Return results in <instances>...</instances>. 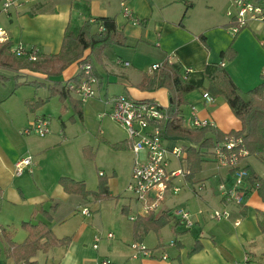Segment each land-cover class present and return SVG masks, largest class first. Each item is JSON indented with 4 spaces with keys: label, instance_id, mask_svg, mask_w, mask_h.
Here are the masks:
<instances>
[{
    "label": "crops",
    "instance_id": "obj_1",
    "mask_svg": "<svg viewBox=\"0 0 264 264\" xmlns=\"http://www.w3.org/2000/svg\"><path fill=\"white\" fill-rule=\"evenodd\" d=\"M223 1L226 2L224 5ZM229 1L130 0L129 6L139 23L128 22L122 16L121 0H34L7 12L0 10V26L12 45L23 44L38 48L40 56L37 63L41 65L15 58L21 67L17 71L0 69V75L7 71L13 76H19L18 83L36 81L45 84L44 88H35L33 96L24 99L23 103L26 100L44 101L49 95L46 86L54 81L68 84L69 80L80 74V60L86 58L97 78L96 95L90 100L99 103L103 109V113L99 115L101 119L109 110L111 98L118 95H126L135 100L154 101L164 108L171 106L172 95L167 88L143 83L145 77L153 75L150 66L163 64L165 61L179 64L181 73L186 67L197 72L208 63H220L242 96L247 98L246 92L259 84L264 85V22L252 21L241 31L234 32L231 27H226L231 21V17L227 15L230 11ZM101 17L115 20L117 30L125 37V46L111 45L100 54L91 53L87 49L80 60L65 67L58 75L49 74V71L58 68V63L47 66L42 64L46 62V56L60 52L68 24L78 28L88 18L92 22ZM92 30L96 31L97 27L94 26ZM200 35L204 37L203 42L199 39ZM227 49L230 50L231 57L222 60L220 55ZM24 62L29 63V66ZM125 62L128 66L124 65ZM207 85L208 83L204 82L202 89L189 93L186 103L178 106L179 116L184 122L183 127L192 129V119L198 118L209 120L212 123L211 128L224 135L241 131V122L233 115L227 103L221 97H210L206 92ZM21 87L31 86L20 85L16 89L13 87V91L4 95L0 101V264H15L12 244H21L26 240L27 232L21 229L20 224L27 221L32 224H46L58 240L68 238L65 244L37 251L32 259L37 264H96L104 259L109 260L111 264H264V201L255 187L256 184L248 181L236 188L245 192L243 204L236 205L223 196L220 186L232 189L235 185L234 173L216 164L212 149L204 157L205 162L201 164V170L193 179L187 181L184 177L176 180L175 183L180 188L178 193L167 197L160 212L153 213L159 215L167 211L169 214L168 223L157 232L150 230L135 236L134 220H130V217L147 216L139 215L137 203L135 214L130 212V204L121 206V218L125 217L130 221L128 226L124 225L121 218L109 224L117 233L116 237L110 231L100 237L99 232L102 233V229L107 230L106 228L99 229L98 226L84 222L69 233L64 231L67 217L58 218L60 205L47 203L44 198L41 200L45 203L42 202L40 207L35 204L25 208V198L20 188L22 182L15 180L25 172L19 177L14 176L15 159L9 161L7 158L8 138L2 130V120L8 119L11 122L16 116L15 113L10 114L13 107L9 101ZM69 95L72 100L79 102V117L83 120L84 103L73 93L69 92ZM46 103L34 112L29 111L30 121L45 116ZM68 105L73 109L70 101L61 103L63 113L68 112ZM73 119L74 117H71L72 121ZM61 127L62 142H66L68 139L64 122ZM209 136L212 139L215 137L210 133ZM122 141L125 142L124 147L117 151H129L133 154L127 137L121 141L108 142L115 144ZM165 145L168 149L197 147L188 138L180 136H167ZM57 146L58 143L52 140L43 143L39 149L44 155L41 160L46 163L47 150ZM185 156L184 153V158ZM184 158L175 160V167H171V160L170 167L185 169ZM32 163V171L34 167H40L39 163L33 160ZM7 165L9 168L12 166V169L5 175ZM241 165L255 177L264 180V153L261 156L248 155ZM35 173L42 175V168L36 169ZM99 173L105 175L100 171L98 176ZM80 176L64 173L56 175L58 188L54 193L64 200L71 199L74 194L65 193L58 181L61 177H68L85 183V179ZM14 188L19 192L21 199H17ZM109 194L110 198L114 196L110 189ZM50 201H53V198ZM123 207L126 208V214L122 213ZM176 209L189 212L193 221L191 228H185L182 221L172 215V211ZM3 210L16 212L19 217L10 220V217L3 215ZM39 211L48 213L51 219L40 215ZM214 211H227L228 217L212 219ZM80 216L86 217L81 214ZM23 218L28 219L23 221ZM108 233L113 235L111 239L106 237ZM95 236L100 237L97 248H93ZM134 242L146 246L148 253L136 254L130 248Z\"/></svg>",
    "mask_w": 264,
    "mask_h": 264
},
{
    "label": "trees",
    "instance_id": "obj_2",
    "mask_svg": "<svg viewBox=\"0 0 264 264\" xmlns=\"http://www.w3.org/2000/svg\"><path fill=\"white\" fill-rule=\"evenodd\" d=\"M256 3L264 5V0H254ZM88 15V14H87ZM89 17V16H88ZM88 18L78 28H73L68 24L64 31L60 52L55 55L46 56V62L43 65L58 63V68L52 69L48 73L58 75L65 67L82 58L85 50L89 49L91 53L100 54L106 47L111 45L125 46V37L122 32L117 30L115 20L113 18L101 17L90 22ZM101 25L103 31H93L94 26ZM231 20L226 27H233ZM200 41H204L202 35L199 36ZM12 43L9 39L0 43V69L17 71L21 66L15 58L10 54L9 49ZM231 52L229 49L222 52L220 58L230 59ZM81 63H87V59L80 60ZM40 65L37 62H31ZM41 66V65H40ZM179 64H171L165 61L161 69L153 72V75L145 77L143 83L150 84L159 88H167L172 95V105L167 108L169 119L162 121H152L163 134L168 137L180 136L186 137L191 143L197 145L182 147L186 154L185 163V179L191 181L196 173L201 170V164L205 162V156L209 154V150L213 148L215 142H222L226 135L219 133L210 126H204L199 129H188L183 127V119L179 116L178 106L186 103V96L203 88L204 82H207V94L212 98L221 97L229 106L233 115L241 122V131L230 132L235 136H241L243 145L248 155L261 156L264 153V85L259 84L253 89L246 92L247 98H244L230 75L222 67L220 63H208L201 71L192 72L187 77L181 73ZM81 75L69 80L77 83ZM264 77V74L262 75ZM19 76H15V89L20 85L31 86L34 88L45 87V84L36 81H24L18 83ZM0 80H6L0 75ZM49 95L44 101L26 100L25 105L30 112H34L41 105L46 103L50 98L57 97L61 103L70 101L75 113L81 116V108L79 102L72 100L67 89V84L61 81H54L51 85L46 86ZM149 101V100H143ZM210 134L215 137L212 139ZM125 142L111 144L115 150L124 147ZM86 148H83L85 153ZM248 172L246 181L251 184H257V191L264 201V180L255 177L253 173ZM63 191L67 194L79 195L83 199L92 196L95 200L110 198L107 178L99 176L97 190L89 191L83 181H75L68 177H61L58 181ZM48 220L51 219L48 213L43 212ZM122 213L126 214V208H122ZM169 220L167 211L159 215L153 213L145 217L138 216L134 220V234L140 236L141 233H147L150 230L157 232L163 228ZM21 229L27 232L26 240L21 244H12L15 264H37L33 261L36 252L57 244H65L67 239L58 240L54 237L52 231L44 223L32 224L30 221L22 222Z\"/></svg>",
    "mask_w": 264,
    "mask_h": 264
},
{
    "label": "rangeland",
    "instance_id": "obj_3",
    "mask_svg": "<svg viewBox=\"0 0 264 264\" xmlns=\"http://www.w3.org/2000/svg\"><path fill=\"white\" fill-rule=\"evenodd\" d=\"M225 3L223 1L222 4L224 5ZM229 3L231 10V0ZM24 64L29 66V63L24 62ZM1 75L6 80H0V101L4 95H8L13 91V87L15 89V75L13 76L7 71L2 72ZM34 91V87H21L17 89L9 101L13 107L10 110V114L15 113L16 116L12 118L13 121L11 122L8 119L2 120V130L8 138L6 147V151L8 150L9 153L6 154L8 160L15 159L16 162L21 158L31 156L32 160L40 165V167H34L32 173L26 171L22 177L15 179L20 183L22 182L20 188L25 198V208L32 207L35 204H37V207H40L43 202L41 199L44 198L47 203L51 202V204L57 203L60 205L61 210L58 218L67 217L63 226L64 231L69 233L78 227L80 223L84 222L98 226L99 229L106 228L107 230L102 229V233L99 232L100 237H103L108 231L114 233L116 237L117 233L111 229L110 226L112 225L109 224L121 218V206L125 203L130 204L129 208L132 214H135L138 208L132 192L128 189L131 183L130 174L133 154L129 151H117L111 147L110 143L125 139L127 137L126 131L120 124L107 117L106 113L105 117L101 119L99 115L103 113V109H101L99 103H95L93 100L88 99L85 102H81L84 103L85 111L84 119L82 120L69 107L70 105H68V112L63 113L60 108L61 102L57 97H52L46 103V107H44L45 117L50 121L49 134L44 137L35 134H31L30 136L24 135L22 131L32 121H30L31 113L23 101L33 96ZM40 94L42 93L40 92ZM71 117H74L73 121ZM62 122L65 123L67 129L68 140L66 142H62L61 138V131H63V127H61ZM48 140L58 143V146L47 150L46 156L48 158L45 163L41 160L44 155H42V152H39V149ZM178 143L180 144L181 141H178ZM84 146L86 148L85 153L82 152ZM175 166L176 161L172 159L171 167ZM41 168L43 174H36V169ZM11 169L12 166L9 168L7 165L4 171L5 175H8V170L10 171ZM113 169H115V172H113ZM100 171L105 174L104 176L108 181V189L114 195L111 198L101 199L98 202L92 196L85 200L80 196L73 195L70 197L71 199L64 200L54 193L56 188H58L55 176L58 174L63 175V173L81 175L80 177L85 179L86 188L89 191L95 192L99 181L98 172ZM14 191L17 194V199H19V192L15 188ZM51 198H53V201H50ZM83 207H87L90 217L82 218L80 216V211ZM3 211V215L6 218L10 217V220H16V217H19L16 212ZM39 214L43 216L41 211H39ZM27 219L23 218V221ZM122 222L125 226H128L130 221L124 217Z\"/></svg>",
    "mask_w": 264,
    "mask_h": 264
},
{
    "label": "built area",
    "instance_id": "obj_4",
    "mask_svg": "<svg viewBox=\"0 0 264 264\" xmlns=\"http://www.w3.org/2000/svg\"><path fill=\"white\" fill-rule=\"evenodd\" d=\"M34 0H0V10H8L31 3ZM130 0H121V14L132 23H139L129 6ZM231 10L227 13L231 17L234 25L231 27L234 32H239L247 27L249 22H264V5L256 3L254 0H231ZM98 31H103L101 25L97 26ZM6 32L0 27V43L7 40ZM10 54L16 59H24L29 62H37L40 56L38 48L27 47L23 44L11 45ZM128 66V63H124ZM162 63L150 66V72L161 69ZM192 69L186 67L183 76L187 77L192 73ZM80 79L77 83L69 82L67 89L73 93L81 102L93 98L96 95L97 78L89 63L80 66ZM209 100L210 98L207 97ZM107 116L124 128L127 139L131 145L133 153V163L131 168V183L128 186L132 192L135 203L139 206V215L160 212L162 204L169 196L178 193L180 188L176 185L178 178L185 177V170L182 168H171L172 159L180 160L184 158V153L180 147L168 149L165 145L167 136L154 126L152 121H162L169 119L167 108L160 106L154 101L135 100L126 95H118L110 100V107ZM204 126H212L209 120L193 118L191 121L192 129H199ZM50 132V121L45 116L36 117L32 123L22 131L24 135L35 134L40 137L48 135ZM213 158L219 167L226 168L234 173L235 185L232 189L220 186L223 196L233 201L236 205L244 203L245 192L243 189L238 191L242 183L246 181L248 172L241 165L248 152L244 148L241 136L226 134L222 142H215L212 150ZM32 157L27 156L17 160L14 164L13 174L16 177L23 175L24 172L32 171ZM101 176L102 173H99ZM257 188V184L255 185ZM82 216L90 217L87 208L80 211ZM172 215L178 217L185 228L193 226V221L189 212L183 209L172 211ZM228 217L227 211H214L212 219L220 220ZM136 216H131L130 220H135ZM111 239L113 235H106ZM100 241L99 236H95L93 248H97ZM130 248L136 254L146 255V246L140 243H132ZM96 264H111L109 260H101ZM239 264H246L245 262Z\"/></svg>",
    "mask_w": 264,
    "mask_h": 264
}]
</instances>
